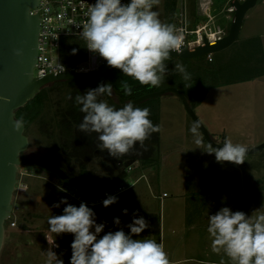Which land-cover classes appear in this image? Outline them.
I'll return each mask as SVG.
<instances>
[{"label": "rangeland", "instance_id": "374dc122", "mask_svg": "<svg viewBox=\"0 0 264 264\" xmlns=\"http://www.w3.org/2000/svg\"><path fill=\"white\" fill-rule=\"evenodd\" d=\"M191 1V10L197 9V3ZM230 1L219 0L217 3L218 0H215L216 13H219V17H223L221 14L228 13L224 10ZM159 12L162 15L161 9ZM160 20L164 21L165 18L161 17ZM260 29L264 32V2L262 0H259L254 7L248 10L238 40L228 48L216 52L219 60L226 61L228 65L232 66L236 63L237 66L244 67L245 71L250 70V68L247 70L250 65L256 70L264 67V44L262 45L264 35L262 40L260 37L253 36H261L259 32L255 33ZM72 40L79 44L80 54L85 59L86 44L83 38H73ZM215 59L216 57L213 55L209 58L211 62L216 61ZM209 60L204 59L192 63L207 67ZM259 60L261 62H258ZM178 63L184 65L183 61L175 60L170 63V67L173 68ZM245 71H243L244 74L247 73ZM77 86L76 84H62L49 87V98L46 101L44 112L45 120L51 123L59 117L60 119L65 117L60 115L64 114L65 104L70 100L69 97L72 98ZM160 97V161L157 166H143L140 160H131V163L127 165L126 159L121 161L108 152L97 154L99 148H94L91 151L86 150L85 143L78 149L65 151L61 136L56 134L54 137H48L46 132L42 131L41 122H35L29 128L25 127L29 145L21 154L23 162L25 163V159L28 161L26 162L28 165H50L72 176H77L82 165L85 164L88 180L94 186L108 184L118 171L125 170L127 166V169L131 168L129 176L120 183L127 188L140 174L150 175L151 171L145 172L144 170L152 167L158 177L151 175V178L154 177V180L161 184L158 187L155 185V189H151L150 185L147 186L146 181H142L140 186H143L144 192L148 195L145 194L143 200H147L149 195L152 196L166 190L165 192H169L170 197L174 196L178 199L177 202L181 199L177 196H181L182 188L184 189V184L180 183L183 181L184 174L180 172V169L182 170L183 166L184 168L189 167L185 172L189 187L187 190L203 191L202 194L197 195L202 201L206 202V200L217 196L228 199L227 197L234 195L238 202L236 211H243L246 215L253 217L264 214V148L248 153L245 162L236 165L234 169L231 168L233 165L229 162H214L208 169V156L201 153L195 144V137L190 132L195 121L187 112L182 100L174 93ZM101 100L106 101L107 99L101 97ZM195 111L212 137H215L219 142L224 143L226 138H230L234 144L239 143L247 148L260 145L264 142V75L211 88L204 100L195 107ZM199 132L205 139L201 129ZM97 137L96 135V139ZM97 140H95L96 143ZM87 144L89 145L88 142ZM38 168L37 166L35 168L19 166L11 213L13 219L17 221V225L12 227L9 224L11 220H7L5 223V239L0 253V264H45L47 259L45 252L48 250L57 253L64 260V264H70V245L74 239L73 235L61 234L57 236L49 231L50 226L47 223L50 216L63 214V208L66 205L61 204L59 208L52 207L62 199H67L68 203L77 207L81 202H84L96 214L110 213L108 207L103 206L102 201L114 193L116 187L106 192L105 190L103 192V189L113 185L101 189V192L93 190L98 192L86 197L73 185L63 182L55 174L49 173L41 167V170ZM135 168L139 170L137 171ZM132 170L137 172L130 177ZM188 171L190 173H187ZM196 174L202 175L200 182L196 178ZM228 186H232V191ZM217 189H222V191L218 192ZM212 190L217 191L210 192ZM122 201L124 202L125 199ZM120 203L122 202L118 201L115 204ZM225 205L222 204V207ZM227 206L229 205L225 207ZM173 212L177 213L178 211L173 210ZM208 225L207 222L203 225L204 238L198 247H202L205 258L216 259L218 263L210 261L207 263L171 264H233L223 252L220 254L212 252L211 240L207 232ZM110 230L116 231L117 229L112 227L104 229L105 232ZM152 236L153 234L150 232L136 238L155 240ZM54 245H59V247Z\"/></svg>", "mask_w": 264, "mask_h": 264}, {"label": "clouds", "instance_id": "9594fccd", "mask_svg": "<svg viewBox=\"0 0 264 264\" xmlns=\"http://www.w3.org/2000/svg\"><path fill=\"white\" fill-rule=\"evenodd\" d=\"M159 4L160 0H129L128 3L96 0L88 7L87 20L80 32L87 49L97 53L109 67L120 70L139 84L159 87L168 75L165 61L172 52L181 53L185 42L184 30L162 22L159 12L153 10ZM16 54L22 53L17 50ZM58 69L59 73L65 71L60 64ZM174 71L184 80L191 78L183 64H175ZM122 88L126 95L132 94L126 82ZM105 95H112L111 83L100 84L75 96V103L80 105L84 114L78 131L96 133L100 150H107L111 156L120 158L137 143L142 146L151 134L160 131V126L149 118V108H140L131 102L117 108L98 100ZM23 123V119L15 120V130L19 131ZM200 127L201 122L195 121L190 132L197 147L202 148L204 138L199 132ZM208 149L209 154H215L217 162L236 165L243 164L248 153L246 146L234 144L230 138L225 139L223 147L213 148L209 144ZM117 202V196L108 195L102 204L107 208ZM61 204L66 205L63 214L50 216L47 223L49 231L57 236L73 235L70 264H171L162 242L136 238L150 227L144 217L133 213L132 222L126 225L130 230L128 233L123 228L105 232L106 222L97 223L96 213L86 203L81 202L77 207L62 199L52 207L59 208ZM123 212L127 214L128 210ZM208 220L207 232L213 253L223 252L233 264H264V214L253 217L223 207ZM113 223L119 226L120 218H114ZM45 255V264H64V260L52 250Z\"/></svg>", "mask_w": 264, "mask_h": 264}, {"label": "water", "instance_id": "95a60500", "mask_svg": "<svg viewBox=\"0 0 264 264\" xmlns=\"http://www.w3.org/2000/svg\"><path fill=\"white\" fill-rule=\"evenodd\" d=\"M257 2L258 0H233L234 16L228 33L224 37L214 41L207 40L204 44L195 48L189 49L183 46L181 53L172 52L171 55L182 58H196L228 48L238 40L246 13ZM37 4L38 0H0V253L5 239V223L13 210V195L18 182L19 166L27 168L37 166L36 164L28 165L22 160L21 154L28 147L29 141L25 134L24 123L19 131L14 128V122L18 120L16 117L17 110L33 99L42 87L54 81L97 79L105 85L111 83L106 76L110 67L105 60L99 68L92 71H66L60 74H50L43 78L34 75L42 17H39L38 13H31V9ZM17 50L22 54L17 55ZM168 93L178 95L192 119L201 122L200 129L206 141L212 147H223L222 143L217 142L212 137L185 93L178 87H165L125 103L114 100L112 87V95L110 97L106 95V99L109 104L120 108L129 102L136 106L147 99L160 97ZM262 148H264V142L258 146L248 148V153ZM40 167L49 173L55 174L63 182L73 185L83 194L98 192L84 190L73 180L63 177L57 171L45 166ZM119 183L103 189V192L104 190L106 192L113 189ZM101 191L99 190V192Z\"/></svg>", "mask_w": 264, "mask_h": 264}, {"label": "trees", "instance_id": "16d2710c", "mask_svg": "<svg viewBox=\"0 0 264 264\" xmlns=\"http://www.w3.org/2000/svg\"><path fill=\"white\" fill-rule=\"evenodd\" d=\"M219 3V0L218 2ZM176 0H172L167 3V10L171 13L175 11L176 8ZM75 42V41H74ZM74 47L76 44H72ZM77 48V47H76ZM75 48V49H76ZM81 54H74L70 58L74 62H79L84 59V57L80 56ZM216 57V61H210L208 55L196 57V58H182L172 56L169 60L165 61L168 67V75L164 77L163 82L159 87H152L151 85H141L138 81L134 80L131 77L125 76L120 70L110 67L106 73L107 78L112 84L113 87V98L115 101L120 103H125L130 100L136 99L144 94H147L152 91H158L165 87L175 86L180 88L193 108L200 104L204 98L206 97L208 91L216 86L231 84L235 82H241L253 79L255 77L264 75V67L261 69H253L250 65L247 67L250 68L249 71H245L244 67L237 66L236 63L234 66L228 65L226 61H221L217 57L216 53L212 54ZM209 60L207 67H202L201 65L193 64L192 62H198L199 60ZM175 60H181L184 62V66L186 67L187 72L190 74V79L184 80L183 76L174 71V67H170V63ZM258 62H261L259 60ZM243 71L247 73H243ZM243 73L242 75L235 76L234 74ZM234 75V76H233ZM127 83L131 89L132 94L126 95L123 91L122 85ZM62 84H70V85H78L76 90L74 91L72 98L66 102L64 108V114L60 116H65L62 119L57 118L54 122H48L44 118V112L46 108V101L49 98L48 89L54 85H62ZM100 84H103L101 81L97 79H84V80H60L51 82L44 87H42L41 91L29 102L26 103L25 106L21 107L16 112L17 119H23L25 127L29 128L31 124L35 122H41L42 131L48 137H54L56 134L60 135L63 140V146L65 147V151H70V149H78L79 146H82L85 143L86 150L89 151L94 150V148L98 149L97 145L99 144L98 137L96 139V133H84L78 131V126L82 122L83 113L80 111V105L75 103L76 95H83L89 89H95ZM103 98L105 96H101ZM101 97H98V100H101ZM161 97H154L147 99L146 101L136 105L140 108H149L150 109V119L153 124H158L160 126V111H161ZM107 101V100H106ZM47 124V125H46ZM50 124V125H49ZM45 131V132H44ZM95 140L98 142L96 143ZM206 141V139H204ZM89 143V145L87 144ZM207 142V141H206ZM223 144V143H222ZM160 145V131L158 133H153L151 136L144 141V144L141 146L139 143L127 154L120 158L121 161L124 159L127 160L126 164H130L131 160H140L143 166H152L159 164L160 156H159V146ZM100 152H108L107 150H99L97 154ZM25 162H28L24 159ZM81 171L77 176L68 175L63 173L60 169H56V171L65 178H69L73 180L78 186L87 191L93 190H101L103 188L109 187L116 183L124 180L129 172L127 171V166L125 170L118 171L117 175L111 180L108 184L103 186H94L91 185L88 180V173L86 171L85 164L82 165ZM41 170V168H38ZM84 196L89 197L91 194H84ZM138 217H144L146 221H148L150 227L145 229L142 234L152 233L153 238L157 243H160L161 229H160V216L156 213H136ZM119 217L121 224L119 226L113 223L114 218ZM104 218V219H103ZM133 213L124 214L120 213H101L96 214L97 223L106 222L105 227H112L117 230L123 228L124 231H130L126 225L132 222ZM106 220V221H105Z\"/></svg>", "mask_w": 264, "mask_h": 264}, {"label": "built area", "instance_id": "2783aa9c", "mask_svg": "<svg viewBox=\"0 0 264 264\" xmlns=\"http://www.w3.org/2000/svg\"><path fill=\"white\" fill-rule=\"evenodd\" d=\"M171 1L160 0V4L154 6L153 10L158 12L159 9L162 10V15L159 14V18H165L162 22L173 24L184 30L185 47L195 48L204 44L207 40L221 39L228 33L230 25L227 26L221 20L225 18L232 20L235 11L232 5L233 0L229 2L226 10H224L228 13L221 14L223 17H219V13L214 12V0H192L191 2L195 1L197 3V9L195 10H197L198 20L194 18L196 14L191 10L190 0H176L177 4L173 13L167 10L166 6ZM95 2L96 0H38V4L31 9V13H38L39 17H42L38 35V55L34 66L36 77L43 78L50 74H60L66 71H92L99 68L103 59L97 53L89 51L87 47L85 59L79 62L70 59L74 55L73 50L76 47L75 54H80L79 44L77 43L78 45L74 47L72 44L76 43L72 39L82 38L80 32L82 31V25L87 20L88 7ZM128 2L129 0H122V3ZM208 57L211 58L212 54H209ZM58 64L62 65L65 71L59 73ZM129 170L131 168L127 169L128 172ZM120 183L115 186L117 187L115 193L125 189ZM164 195H167V193H164ZM8 220H11L9 224L12 227L17 225V221L13 219V214Z\"/></svg>", "mask_w": 264, "mask_h": 264}, {"label": "crops", "instance_id": "0c3cea01", "mask_svg": "<svg viewBox=\"0 0 264 264\" xmlns=\"http://www.w3.org/2000/svg\"><path fill=\"white\" fill-rule=\"evenodd\" d=\"M262 2H264V0H262ZM213 7L214 9H216L215 0H214ZM216 11L217 9L214 10L215 13ZM192 12L196 14L194 17L195 20H198L197 10H195L194 8ZM221 21H223L227 26H229L231 19L225 18V19H222ZM258 32H259V35L261 36H258V35L256 36L253 35V36L260 37L262 40L264 32H262L260 29V31H257L255 33L257 34ZM263 42L264 40H262V45L264 44ZM213 138L217 142H219L215 137ZM208 145L209 143L205 141L203 143L202 148H198V149L201 151L202 154H205L208 156L207 163L209 164L207 168L209 169V166L212 165V163L217 162V161H216L214 153L209 154L207 152V150H209L207 147ZM224 163H227V162H224ZM230 164L233 165L231 167L232 169L236 168V164H233V163H230ZM181 168L182 170L179 167L180 172L184 174V177H183V181L180 183L184 184L183 185L184 189L182 188L181 196H177V197H181L179 202H177L178 199L175 198L174 196L170 197L169 192L168 193L165 192L166 190H164V192L162 193L153 194L152 196L149 195L147 200H143L146 193L144 192L143 186H140V183L142 181H146L147 186L150 185L151 189H153L155 185L158 187L161 184L160 182H157L154 180V177L156 176L157 178L158 175L157 173H155L156 172L155 169L151 167L150 169L144 170L145 172L151 171L150 175L140 174L128 188L125 187V189L119 193H115L116 192L115 191L114 193L110 194V195L117 196L118 201L122 203L111 205L110 207H108V209L110 210L109 212L110 213H120V212H123L124 209H127L128 210L127 213H148V214L156 213L158 214L160 216V229H161L160 242L163 243L164 249L167 252L168 258L171 263H182V262L207 263L210 261L218 263L216 259L205 258L204 251L201 249L202 247L201 248L198 247L199 243L201 241L203 242V238H204L203 225L205 222L209 223L208 217L210 215H214L221 208H223L222 204L229 205L227 207H229L232 211H236L238 207L237 199L234 195H230L229 197H227L228 199H225L221 196L220 197L217 196V197H214V198L212 197L206 200V202L202 201L200 197L197 195L202 194L203 191L194 192L192 189L191 191L187 190L189 189V187L187 184L188 183L187 178L185 177V172L187 171V168L189 167L184 168L183 166ZM138 170L139 169H137V171ZM137 171L133 170L130 177L134 175ZM225 171L230 172L228 170H225ZM187 173H190V171H188ZM151 175L154 177L151 178ZM196 178L200 182L202 175L196 174ZM148 180H149V183H148ZM228 187L230 191H232L231 190L232 186H228ZM205 188L207 189V187ZM115 189L117 190V187ZM217 190L218 192L222 191V189H217ZM217 190H214V191H217ZM214 191L212 190L210 192H214ZM164 193H167V195H164ZM146 196L148 195L146 194ZM124 199L125 201L123 202L122 200ZM173 210H176L178 212L175 213L173 212Z\"/></svg>", "mask_w": 264, "mask_h": 264}, {"label": "flooded vegetation", "instance_id": "af4514ba", "mask_svg": "<svg viewBox=\"0 0 264 264\" xmlns=\"http://www.w3.org/2000/svg\"><path fill=\"white\" fill-rule=\"evenodd\" d=\"M23 160V159H22ZM26 163V162H25ZM34 165V164H33ZM37 165V167H39L40 168V166H43V165H41V164H36ZM47 168H49V169H52V170H55L56 171V169L55 168H53L52 166H50V165H45ZM67 179H69V178H67ZM71 180V179H70Z\"/></svg>", "mask_w": 264, "mask_h": 264}]
</instances>
